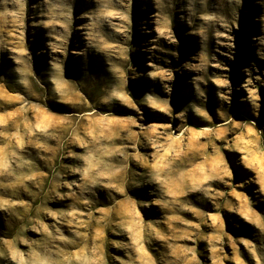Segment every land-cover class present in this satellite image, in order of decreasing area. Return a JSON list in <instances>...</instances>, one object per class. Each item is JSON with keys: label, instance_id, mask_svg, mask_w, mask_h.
<instances>
[{"label": "rangeland", "instance_id": "rangeland-1", "mask_svg": "<svg viewBox=\"0 0 264 264\" xmlns=\"http://www.w3.org/2000/svg\"><path fill=\"white\" fill-rule=\"evenodd\" d=\"M0 264H264V0H0Z\"/></svg>", "mask_w": 264, "mask_h": 264}]
</instances>
